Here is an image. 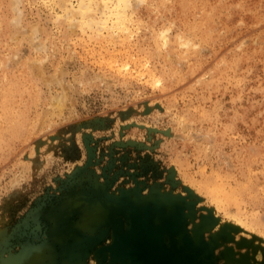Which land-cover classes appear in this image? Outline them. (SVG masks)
Returning a JSON list of instances; mask_svg holds the SVG:
<instances>
[{
  "label": "rangeland",
  "instance_id": "374dc122",
  "mask_svg": "<svg viewBox=\"0 0 264 264\" xmlns=\"http://www.w3.org/2000/svg\"><path fill=\"white\" fill-rule=\"evenodd\" d=\"M97 2L0 0V264H264V0Z\"/></svg>",
  "mask_w": 264,
  "mask_h": 264
},
{
  "label": "bare ground",
  "instance_id": "6f19581e",
  "mask_svg": "<svg viewBox=\"0 0 264 264\" xmlns=\"http://www.w3.org/2000/svg\"><path fill=\"white\" fill-rule=\"evenodd\" d=\"M86 1V0H85ZM89 1V0H88ZM95 1V0H94ZM122 1L123 0H119L118 2H117V4H115V5H109L108 4V1L107 0H101V2H97V5L98 6H105V9L104 8H102V9H104L103 10V12H107L108 11V13H115V12H117V14L118 15H120L122 12H121V10H120V8H119V6L122 4ZM80 2H81V0H80ZM84 3V2H83ZM86 3V2H85ZM94 3V2H93ZM80 4V3H79ZM127 5H129V4H127ZM93 6V5H92ZM89 8V7H88ZM87 8V9H88ZM90 9V8H89ZM88 9V10H89ZM69 10V9H68ZM72 14V13H71ZM84 14V13H83ZM99 19V18H98ZM131 20V19H130ZM130 20H127V21H130ZM101 22L102 23H104V20H101ZM128 26V25H127ZM129 27V26H128ZM124 28V27H123ZM123 31V30H122ZM160 35L166 40V37H167V35H166V33L164 32V31H161L160 32Z\"/></svg>",
  "mask_w": 264,
  "mask_h": 264
}]
</instances>
